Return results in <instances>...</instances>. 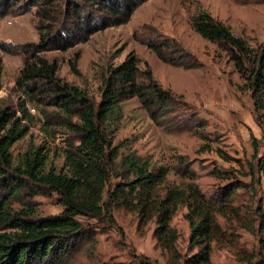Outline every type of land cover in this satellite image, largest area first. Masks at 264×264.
I'll list each match as a JSON object with an SVG mask.
<instances>
[{
	"label": "trees",
	"instance_id": "obj_1",
	"mask_svg": "<svg viewBox=\"0 0 264 264\" xmlns=\"http://www.w3.org/2000/svg\"><path fill=\"white\" fill-rule=\"evenodd\" d=\"M144 2L0 0V16L33 10L38 34L35 43L22 46L6 48L0 42V50L23 58L15 79L17 103L0 107V264H64L80 242L91 239L98 223H114L116 209L135 214L140 229L151 226L155 247L167 253L168 264H212V244L225 233L217 216L238 219L231 200L245 187L242 182L227 181L216 194L208 195L195 183L196 174L183 156H176L172 167L156 165L125 148L124 142L114 143L126 101L136 99L158 125H163L174 107H189L183 96L163 88L149 68L140 70L133 52L107 67L98 101L59 77L57 60L45 56L126 23ZM189 24L200 37L227 52L256 111L263 110L264 42L249 47L245 39L205 11L191 16ZM150 48L162 62L176 63L163 54L162 49L174 51L170 45ZM1 74L0 60V78ZM37 123L46 138L59 129L70 135L59 150L60 167L49 162L50 150L41 144H30L13 155V146ZM256 170L264 176V158L256 163ZM169 173L180 182L169 180ZM48 194L55 195L62 209L56 215L38 217L27 201ZM181 209H185L183 218L189 229L184 252L178 248L180 234L172 225ZM259 249L254 264H264V239L259 240ZM139 264L149 261L144 257Z\"/></svg>",
	"mask_w": 264,
	"mask_h": 264
},
{
	"label": "rangeland",
	"instance_id": "obj_2",
	"mask_svg": "<svg viewBox=\"0 0 264 264\" xmlns=\"http://www.w3.org/2000/svg\"><path fill=\"white\" fill-rule=\"evenodd\" d=\"M199 11L226 24L249 47L264 42V0H146L126 23L45 56L57 60L59 77L97 101L107 67L122 62L131 52L139 59L140 70L149 68L163 88L183 96L189 107H174L163 125L151 121L136 99L124 102L114 143L124 142L125 148L156 165L172 167L176 156H183L196 174L195 183L208 195L216 194L227 181L242 182L245 187L231 200L238 219L217 216L225 233L212 244L210 257L212 264H254L259 240L264 239V228L260 229L264 176L256 170V163L264 158V109L256 111L251 93L227 52L191 29L189 20ZM36 24L33 10L0 16V42L6 48L35 43ZM164 44L175 48L170 52L162 49L175 64L162 62L150 48ZM0 60V107L15 105V79L23 64L22 55L0 50ZM55 131L46 138L37 123L13 146V155L30 144H41L50 150L49 162L60 167L59 150L70 135L63 129ZM168 179L180 182L173 173ZM27 203L38 217L56 215L62 209L53 194L36 195ZM13 206L16 209L18 204ZM184 213L181 209L172 222L180 234L181 252L189 233ZM113 218L114 223H98L91 239L80 242L64 264H139L144 257L149 264L169 263L167 253L155 247L151 226L138 228L136 215L121 209L113 211Z\"/></svg>",
	"mask_w": 264,
	"mask_h": 264
}]
</instances>
